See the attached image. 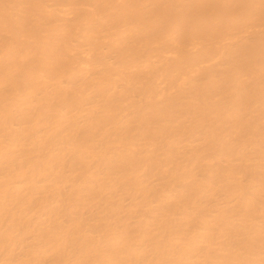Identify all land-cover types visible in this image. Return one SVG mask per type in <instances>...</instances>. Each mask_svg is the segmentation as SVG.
<instances>
[{"label":"bare ground","instance_id":"1","mask_svg":"<svg viewBox=\"0 0 264 264\" xmlns=\"http://www.w3.org/2000/svg\"><path fill=\"white\" fill-rule=\"evenodd\" d=\"M0 264H264V0H0Z\"/></svg>","mask_w":264,"mask_h":264}]
</instances>
